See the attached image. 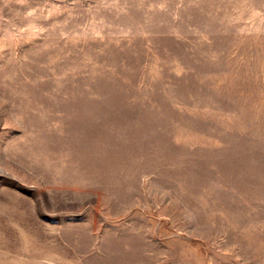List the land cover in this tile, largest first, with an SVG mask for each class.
I'll return each mask as SVG.
<instances>
[{
  "label": "rangeland",
  "instance_id": "rangeland-1",
  "mask_svg": "<svg viewBox=\"0 0 264 264\" xmlns=\"http://www.w3.org/2000/svg\"><path fill=\"white\" fill-rule=\"evenodd\" d=\"M0 264H264V0H0Z\"/></svg>",
  "mask_w": 264,
  "mask_h": 264
}]
</instances>
